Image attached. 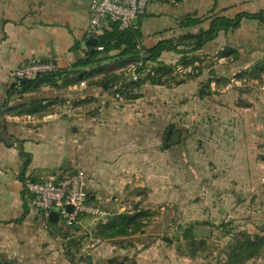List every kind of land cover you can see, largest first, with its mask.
Instances as JSON below:
<instances>
[{
  "label": "crops",
  "instance_id": "obj_1",
  "mask_svg": "<svg viewBox=\"0 0 264 264\" xmlns=\"http://www.w3.org/2000/svg\"><path fill=\"white\" fill-rule=\"evenodd\" d=\"M91 2L0 0V135L14 140H0L4 264H98L105 253L95 244L92 258L65 255L68 229L30 206L27 180L81 170L89 202L107 219L148 204L186 206L194 221L222 219L237 199L264 192V24L243 19L197 51L161 53L145 76L166 67L172 79L115 102L102 85L129 77L119 51L73 70L90 51ZM259 12L264 0H148L133 26L141 53L163 41L185 51L192 43L184 37L208 30L214 17ZM186 18L199 22L181 25ZM33 59L54 62L55 86L17 94L12 75ZM20 151L29 156L24 171Z\"/></svg>",
  "mask_w": 264,
  "mask_h": 264
},
{
  "label": "rangeland",
  "instance_id": "obj_2",
  "mask_svg": "<svg viewBox=\"0 0 264 264\" xmlns=\"http://www.w3.org/2000/svg\"><path fill=\"white\" fill-rule=\"evenodd\" d=\"M133 208L131 205V215H121L135 216L139 210L143 213L123 227L124 235L111 237L112 231L106 228L120 215L103 220L87 218L77 232L66 230L65 255L73 258L81 253L82 260L92 258L89 250L96 244L105 249L96 260L98 264H264V192L259 200L237 199L229 206L228 217L207 221L190 220L186 206L148 204L146 209ZM58 225H63L61 220ZM187 231L193 242L185 238ZM246 239L260 243L258 252L250 257L239 254ZM3 262L0 260V264Z\"/></svg>",
  "mask_w": 264,
  "mask_h": 264
},
{
  "label": "built area",
  "instance_id": "obj_3",
  "mask_svg": "<svg viewBox=\"0 0 264 264\" xmlns=\"http://www.w3.org/2000/svg\"><path fill=\"white\" fill-rule=\"evenodd\" d=\"M148 0H92L88 9V22L86 36L97 38L102 30L108 29L109 24H116L119 30L133 27V20L145 14ZM173 2L174 0H162ZM139 48V46H137ZM101 51V47L95 48ZM140 49V48H139ZM142 66L141 62L130 63L126 67L128 82L130 85L123 87L125 80L121 79L108 91L107 95L115 102H124L122 93L129 96H140L141 86H137L139 78L147 73H137ZM56 71V65L52 61L38 59L24 63L12 75V82L18 85L23 80L34 79L36 76ZM128 83V84H129ZM24 191L29 197L30 206L41 213L45 220L51 212L57 213V221L61 220L65 229L81 227L87 218L106 219L107 214L89 202L86 192L84 172L76 170L67 172L59 177L46 180L29 181L24 183ZM70 206L69 211L67 207Z\"/></svg>",
  "mask_w": 264,
  "mask_h": 264
},
{
  "label": "trees",
  "instance_id": "obj_4",
  "mask_svg": "<svg viewBox=\"0 0 264 264\" xmlns=\"http://www.w3.org/2000/svg\"><path fill=\"white\" fill-rule=\"evenodd\" d=\"M251 20L256 21L258 23L264 24V12H259L256 14H239L238 16L234 17L233 19H228L224 17H214L210 23V26L208 30L206 31H200L196 35H188L185 36L184 39H187L188 41H191V49L185 50V51H179L177 50V45L175 43L170 41H163L156 44L152 49L149 51H146L144 53L140 52V49L138 46V41L140 40V33L134 26L132 28L126 29V30H119L118 26L116 24H109L108 29L102 30L100 35L96 38V47H101V51H97L95 48L92 53L90 51L87 53L86 57L82 60H79L75 63L73 66V70H77L78 73L82 71V69L87 68L92 65H96L103 61L102 58H100L103 54H108L112 51H119V56L124 57L125 61L130 63L134 62H141L142 66L137 70V73H142L146 69V63L149 62H155L161 53L163 52H174V53H180L185 54L187 52H194L203 47L207 42L212 41L217 33L219 31H229V30H235L240 26V22L242 20ZM199 22L197 19H189L186 18L182 21L181 25L183 26H191L196 25ZM91 49V46L88 45ZM162 71V72H161ZM173 72L172 68H162L160 70V73L158 75V72L154 76H142L139 78L138 82L136 83L137 86H142L145 84V82H148L151 85H158L161 86L164 83H168L171 78V74ZM60 73L57 71L52 73H45L40 74L36 76L34 79L24 80L21 81L18 85H14L13 89L16 91L17 94H24L31 91H34L38 89L39 87L43 85H51L55 86V79L56 76H58ZM165 77L164 81H161L162 77ZM167 77V78H166ZM129 77H121V78H110L105 83H103L102 87L105 91H108L112 86H114L118 81L121 79L125 80V84H122L123 87H126L130 85V83L127 81ZM129 83V84H128ZM125 100H136L139 96H129L126 93H122ZM36 105V102L34 103ZM4 113V109H0V116ZM171 129V127L168 128V130ZM0 140L3 141L7 146H12L14 140L7 136L0 135ZM20 156L25 159L22 171H24L27 163H28V155H25L22 151H20ZM134 210H138V208H134ZM142 211H138L135 216H126V215H120L116 216L115 221H110L107 223V230H111L110 236H116V235H124L126 234V231L123 230V227H127L129 222H134V220L138 219L140 215L142 214ZM120 227L118 230L117 228ZM72 231L77 232L78 230L75 228L71 229ZM185 235V238L190 239V242L192 241V237L190 233L187 231ZM105 235V234H104ZM260 243L258 240H250L246 239L244 241V245L239 248V254L245 255L247 257H250L252 255H255V253L258 252L260 249ZM251 249V252L247 254ZM253 249V250H252ZM245 253V254H244Z\"/></svg>",
  "mask_w": 264,
  "mask_h": 264
},
{
  "label": "water",
  "instance_id": "obj_5",
  "mask_svg": "<svg viewBox=\"0 0 264 264\" xmlns=\"http://www.w3.org/2000/svg\"><path fill=\"white\" fill-rule=\"evenodd\" d=\"M137 23V19L133 20V24L135 25ZM87 44L91 46V49H90V53L93 52L95 46H96V39L95 38H89L88 41H87ZM24 81V80H23ZM172 134V131L171 130H168L167 133H166V136H165V140H167L169 138V136ZM67 209L70 211L71 210V207L68 206ZM57 213L55 212H51L48 216V220L50 222H57ZM75 229H79V225H75Z\"/></svg>",
  "mask_w": 264,
  "mask_h": 264
}]
</instances>
